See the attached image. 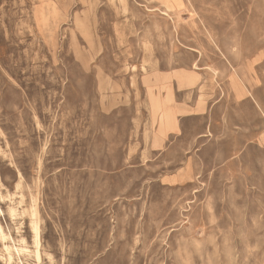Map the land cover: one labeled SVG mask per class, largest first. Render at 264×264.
<instances>
[{
    "label": "rangeland",
    "instance_id": "obj_1",
    "mask_svg": "<svg viewBox=\"0 0 264 264\" xmlns=\"http://www.w3.org/2000/svg\"><path fill=\"white\" fill-rule=\"evenodd\" d=\"M0 264H264V0H0Z\"/></svg>",
    "mask_w": 264,
    "mask_h": 264
},
{
    "label": "bare ground",
    "instance_id": "obj_2",
    "mask_svg": "<svg viewBox=\"0 0 264 264\" xmlns=\"http://www.w3.org/2000/svg\"><path fill=\"white\" fill-rule=\"evenodd\" d=\"M198 78H199V76H198ZM188 80L190 81V83H191V85L192 84H194L195 82H196V80H197V77L194 75V74H188ZM168 118H169V114H168V112L167 111H164L163 113H162V116H161V121L163 122V124H167L168 122H169V120H168ZM36 221V220H35ZM37 224V223H36ZM35 224V225H36ZM34 226V225H33ZM33 229H35L34 231H35V233H36V238L38 239L39 238V228H38V226H34L33 227ZM37 239H35V240H37ZM38 244V243H37ZM19 249V248H18ZM39 250V249H38ZM19 251V250H18ZM21 252V251H20ZM39 254H40V252H38ZM37 255L39 258H40V255Z\"/></svg>",
    "mask_w": 264,
    "mask_h": 264
}]
</instances>
